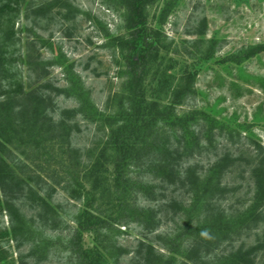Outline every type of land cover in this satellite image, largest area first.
Wrapping results in <instances>:
<instances>
[{
    "label": "trees",
    "instance_id": "1",
    "mask_svg": "<svg viewBox=\"0 0 264 264\" xmlns=\"http://www.w3.org/2000/svg\"><path fill=\"white\" fill-rule=\"evenodd\" d=\"M11 1L0 3V188L10 236L17 245L28 244L31 257L60 253L63 264L117 263L127 252L117 241L120 227L155 231L160 219L155 203L151 204L153 196L170 188L191 193L187 205V200L165 201L167 207L185 215L186 223L158 236L162 244L159 250L149 243L139 244L136 253L144 248L143 264H253L254 246L217 253L221 243L256 210L255 203L241 217L221 208L227 187L221 185L220 178L235 158L224 153L204 170L193 162V155L202 152L194 133L201 123V111L188 108L189 101L194 95L199 62L213 56L216 40L199 38L177 43L169 38L160 26L170 5L161 10L158 26L149 20V8L158 0H105L109 8L120 12L118 29L123 32L110 34L106 45L119 59V82L101 110L74 74L65 88L54 87L45 80V74L30 84L7 82L8 35L2 26L9 10H19L18 2L13 5ZM47 8L49 4H44L37 10ZM261 51L264 44L252 46L238 57L246 59ZM169 54L197 62L184 67L167 100L149 97L145 88L152 65L159 55ZM237 59L229 54L220 61ZM37 64L43 72L41 63ZM157 77L160 81L164 72ZM45 89L73 98L77 108L52 117L49 110L53 98ZM78 117L95 123L104 132V139L86 150V162L72 144L73 132L79 131ZM252 174L255 202L259 203L264 201L263 164L258 162ZM56 189L80 202L74 214H59L49 202ZM20 202L33 208L34 215L26 218L18 209ZM67 217L74 226L66 236L48 234L64 229ZM83 232L91 233V246H84Z\"/></svg>",
    "mask_w": 264,
    "mask_h": 264
},
{
    "label": "rangeland",
    "instance_id": "2",
    "mask_svg": "<svg viewBox=\"0 0 264 264\" xmlns=\"http://www.w3.org/2000/svg\"><path fill=\"white\" fill-rule=\"evenodd\" d=\"M16 1L18 12L9 10L2 26L8 35L5 41L7 82L21 80L30 84L38 75L45 74V80L54 87L65 88L68 78L74 74L89 91L95 106L104 110L106 97L117 89L119 82L116 74L119 59L106 45L110 34L123 32L118 29L122 23L120 12L109 8L105 0ZM11 3L14 5L15 0ZM44 4H49L50 8L37 10ZM165 6L170 9L160 28L169 38L177 43L199 38L216 40L213 56L199 62L193 83L194 95L189 101L188 108L201 111V123L194 133L202 152L193 155V162L204 170L222 154L229 153L236 161L220 178L221 185L227 187L220 200L221 208L242 217L241 214L245 210L250 212L256 203L252 218L244 220L239 229L221 243L217 253L229 254L254 246L253 264H264V201L255 202L252 174L258 162L264 168V51L246 59L238 57L250 47L264 44V0H158L149 8L153 25L158 26ZM229 54L238 59L222 63L220 58ZM37 62L43 66V72ZM196 62L174 54L159 55L150 70L146 95L167 100L168 91L184 67ZM156 70L164 72V81L158 80ZM45 90L53 98L49 110L52 117L58 118L62 110L77 108L78 103L73 98ZM180 110L183 109L178 112ZM78 118L79 131L73 132L72 144L86 162V150L103 140L104 132L98 130L95 123ZM190 197L191 193L184 190L157 191L151 204L154 202L158 209L159 226L153 232L139 226L120 227L117 241L127 252L114 264H143L144 248L140 254L136 253L141 243H149L159 250L162 244L158 236L186 223L185 215L167 207L165 201L187 200V205ZM49 202L59 214L66 216L74 214L80 206L79 201L69 198L60 189L52 193ZM17 206L26 218L35 213L25 202ZM9 225L0 188V264H63L60 253L47 258L29 256V245L18 246L10 236ZM73 226L67 217L64 229L48 234L63 237ZM82 236L85 247L93 244L91 233L83 232ZM185 264L195 263L187 261Z\"/></svg>",
    "mask_w": 264,
    "mask_h": 264
}]
</instances>
